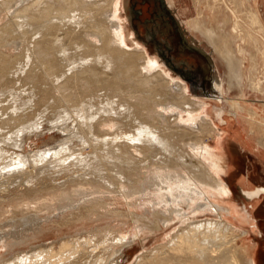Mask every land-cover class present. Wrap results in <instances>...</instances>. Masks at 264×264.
I'll return each mask as SVG.
<instances>
[{"label": "bare ground", "instance_id": "bare-ground-1", "mask_svg": "<svg viewBox=\"0 0 264 264\" xmlns=\"http://www.w3.org/2000/svg\"><path fill=\"white\" fill-rule=\"evenodd\" d=\"M130 1L0 0V264H121L139 241L129 264H259L258 243L239 245L251 230L237 219L258 222L234 204L229 176L238 165L220 122L243 108L264 115L263 104L231 97L240 87L233 57L254 64L247 82L258 91L264 83H251L257 65L264 73V54L257 61L250 34L232 27L237 40L216 39L229 72L202 97L190 72L173 73L167 54L151 55L147 39L126 28ZM246 1L194 0L192 10L189 0L164 3L185 46L184 34H215L231 12L246 14L264 44L259 1ZM248 120L264 146V123ZM245 194L257 200L264 186ZM170 228L147 248L151 234Z\"/></svg>", "mask_w": 264, "mask_h": 264}, {"label": "rangeland", "instance_id": "rangeland-1", "mask_svg": "<svg viewBox=\"0 0 264 264\" xmlns=\"http://www.w3.org/2000/svg\"><path fill=\"white\" fill-rule=\"evenodd\" d=\"M143 1L145 0H131L128 3V5L126 2L122 3L123 4L122 14H124V17L127 21L126 28L129 29V32H131L135 36L141 35L142 37L141 36L139 37L142 40H144L143 38L148 40V41L146 40L145 43H147L146 46L149 49L151 55L156 56L157 53L161 55L162 54L161 51H164L167 54L166 56L167 58L165 59L166 65L168 66L169 64L172 67L169 69L173 73H175L173 71V70H176V69H173L175 67L177 69H181V70L183 69V71L186 70L187 72L192 71L193 73H197V76L203 81L204 86H207L206 88H204L203 85L198 86L196 83H194L193 80H189L188 83L190 85L189 86L190 88L191 86H193V87H196V89L201 92L211 93V91H213L214 84H215V83L213 84V80L216 81V76L220 74L224 77L225 71L229 72V70L226 69L225 63H227V60H226L227 56L230 57V55L227 52V50L226 52L225 50L223 51L217 50L216 39L220 41H224L223 37L225 33H227L229 36L231 35L232 39L237 40V36L232 35V32L230 31L232 27L234 26L237 27V29L239 30V33L244 34L247 32V35L250 34V37H252V42H255V47L258 48L256 55L253 52L255 59L257 61L264 54V48H263L264 44H263L262 37L261 38L257 37L255 33L256 31L254 29H250V31L248 30L249 28L246 25L248 23V20H246L245 18L247 17V15L244 14L245 17H243V15L241 17L243 19L237 20V15H235L233 12H231V14L228 15L229 22L227 23L226 26H223L224 19L222 18L219 19V21L217 22L218 28L215 34L205 36L202 33H199V34L195 33L193 35L196 38L191 37L187 34H184L186 41L190 45V46H187V43H186V46L191 48L193 45L195 47L200 48L201 51L207 54L206 55L207 58H204V56L202 57L201 55H199V52L195 54V53L188 51V49L185 48L182 45V43H179L178 38L173 37L174 32L172 31L170 24L166 22L163 23L164 26L159 27V30L155 29L157 30L155 38L160 41V42L156 41V46L158 47L157 48L158 50H156L155 44H154L155 40L148 33V30L146 29L145 25L147 24L146 26L152 27L153 25L152 18L155 17L154 11L158 12L159 8H158L156 0H151L152 2L151 1L150 2L152 4L148 3L147 1L145 2ZM189 1H190L189 5L192 10L193 9L192 6H194V0H189ZM242 1L244 0H228V4L230 7L239 8V5L242 4ZM252 1L254 0L246 1L244 3V6L246 7L248 3ZM258 1L260 4L259 5L260 10L261 12L263 11L262 13L264 16V0H258ZM133 2L136 3L137 6L135 5L134 7ZM133 7L137 9L140 13L135 14V12H133ZM128 9H130V11H128ZM135 15L139 16V18H142V21H144L145 19L144 23L141 26L139 23L140 21L139 18L134 19ZM185 29L188 32V34H191L193 31V28L191 27H186ZM185 29H183L184 32H185ZM148 43L151 45H148ZM249 52L252 55V51L250 50ZM246 54H247V51H244V55ZM232 60L235 63V68L233 66V70L231 71V73L233 75L238 74V80L240 83V87L238 90L233 91V95H231V97H236V98L243 97V98L249 99L250 101H254L256 103L259 102L260 104L264 105V90L255 91L254 88L250 87L249 83L247 82L248 73L251 70H253L254 64L252 65L251 63L247 62L248 60H245L244 63H242L239 56L233 57ZM255 68L256 69L254 71L255 72L254 75L255 77L259 78V80L255 79V81L251 83V86L255 85L256 83H260V84L264 83V73L262 72L261 65L259 66L257 65ZM198 69H201V70L198 71ZM233 80L234 78H232V81ZM195 94L197 95V93ZM201 96L202 97L205 96L207 98L212 97V95H209V94L205 95L202 93H201ZM226 108L229 111H232L229 105H227ZM256 112L258 113V115H250L251 112H249L245 108L240 109V115L233 116V117L230 116L231 118L226 117V119L228 120L226 119L221 120L220 124L222 123V126L224 129L220 132L222 133V137L227 139L226 145H227L228 154L230 155L232 159L235 157V166L238 165L236 167V174L234 173V176H232L233 174L231 176H229L228 174H225V177L226 175L230 177L229 180L231 181L233 190L235 191L234 198H233L234 204L236 205V208L240 209L244 214H248L250 217L255 218V220L258 222V224L256 223V225L258 226L254 228L252 227V225H250V223L247 220L241 221L237 219V222L246 226L245 229L251 230L250 235H248L247 237H244L243 235L239 239V245L247 249V247L250 244L258 243L259 263L264 264V194L262 195L261 198L254 200V201H249L245 198V195H246L245 193L251 192L252 191L251 188H253L254 186H257L258 184H261L264 186V146L259 145L258 141H256L258 140V137L261 134L258 129L255 130L254 132L252 130L253 127L251 126V124L248 123L249 122L248 118H252V117L255 120H258L264 123V115L259 113L258 111ZM261 115H263V117ZM256 128L257 127L255 126V129ZM43 140H44V137L42 136L34 137L33 140H28V142L25 144L26 149H24L23 151L24 152L30 151L32 148L42 145L43 142L45 141ZM210 144H211V147H213V149L216 150V146L218 145L217 140L214 138H210ZM19 152L20 151L18 150H14V152L9 155V159H13V157ZM30 167H33V166H30ZM53 175L56 176L55 174ZM249 177H251V180ZM251 184H252V187L249 186V189H248L247 185H251ZM39 186H42V185L40 184ZM223 202L225 203V201ZM252 222L255 223V221H252ZM76 229L77 228H73L71 231H75ZM171 230L172 229L170 228V229H167V231L165 232H158L157 234H151L145 241L147 248L148 249L153 248L158 243H161L163 240H165V238H167V236L171 232H173V230L172 231ZM54 239L57 240V238L53 237V238H48L47 241L54 240ZM38 243L40 244V242H37L35 243V245H39ZM2 252H4V249H2ZM141 252H142V249H141L140 241L135 242L134 244L128 246L123 255L124 259L121 262V264L131 263L134 260L135 256L137 254H140Z\"/></svg>", "mask_w": 264, "mask_h": 264}, {"label": "flooded vegetation", "instance_id": "flooded-vegetation-1", "mask_svg": "<svg viewBox=\"0 0 264 264\" xmlns=\"http://www.w3.org/2000/svg\"><path fill=\"white\" fill-rule=\"evenodd\" d=\"M157 1V5H158V8H159V11L158 12H156V11H154L155 13V17L154 18H152V22H153V25H152V27H148V26H146L145 25V27H146V29L148 30V33L154 38V44H155V48H156V50H158L157 48V46H156V41H159V40H157L155 37H156V31L157 30H159V27H161V26H164V22H166V23H168V24H170V26H171V29H172V31L174 32V34H173V37H176V38H178V41H179V43H182V45L185 47V48H187L188 49V51H190V52H192V53H198L196 50H193V49H190V47H187V46H185V43H183L182 41H181V37H180V35L177 33V28H176V26L174 25V23H173V21H172V19L170 18V16H168V12L166 11V8H165V3H164V0H156ZM143 2H145V1H143ZM148 3H151L150 1H147ZM163 2V3H162ZM152 4V3H151ZM153 4H155V3H153ZM138 13H140L139 11H138ZM137 18H139V16H137V15H135L134 16V19H137ZM139 23H140V26L144 23V21H145V19H144V21H142V18H139ZM158 20H159V22H158ZM161 20V21H160ZM135 21V20H134ZM135 24H137V23H135ZM160 24V25H159ZM137 26V25H136ZM156 27V28H155ZM155 29H157V30H155ZM140 34V33H139ZM179 35V36H178ZM139 36H141V35H139ZM142 37V36H141ZM148 41V40H147ZM148 45H151V44H149L148 43ZM162 52V54H166L164 51H161ZM199 55H201L200 53H199ZM202 57H203V55H201ZM174 62V61H173ZM175 63V62H174ZM182 68V67H181ZM177 70V69H176ZM201 69H198V71H200ZM190 75H192L193 77H192V80L198 85V86H204V84H203V81L197 76V73H189ZM190 78V77H189ZM207 86H204V88H206ZM201 92V91H200ZM202 94H210L209 92H201Z\"/></svg>", "mask_w": 264, "mask_h": 264}, {"label": "crops", "instance_id": "crops-1", "mask_svg": "<svg viewBox=\"0 0 264 264\" xmlns=\"http://www.w3.org/2000/svg\"><path fill=\"white\" fill-rule=\"evenodd\" d=\"M250 178V180H251V177H249ZM249 186L250 187H252V184L251 185H247V188L249 189ZM252 189V188H251ZM259 198H261V197H257V199H259ZM251 201H253V200H251ZM260 264V263H259Z\"/></svg>", "mask_w": 264, "mask_h": 264}]
</instances>
